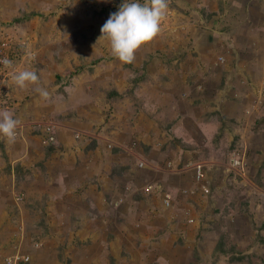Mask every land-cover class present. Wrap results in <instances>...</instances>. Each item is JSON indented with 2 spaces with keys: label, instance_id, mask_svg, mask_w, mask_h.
I'll return each mask as SVG.
<instances>
[{
  "label": "rangeland",
  "instance_id": "1",
  "mask_svg": "<svg viewBox=\"0 0 264 264\" xmlns=\"http://www.w3.org/2000/svg\"><path fill=\"white\" fill-rule=\"evenodd\" d=\"M121 2L0 0V264H264V0H167L130 64Z\"/></svg>",
  "mask_w": 264,
  "mask_h": 264
},
{
  "label": "clouds",
  "instance_id": "2",
  "mask_svg": "<svg viewBox=\"0 0 264 264\" xmlns=\"http://www.w3.org/2000/svg\"><path fill=\"white\" fill-rule=\"evenodd\" d=\"M168 7L167 0H122L118 9L109 14L103 23L98 38L106 39L110 44L112 54L125 64L135 59V51L150 41L160 30L161 21ZM0 64L9 66L7 58ZM39 77L35 71L23 70L13 75L14 84L23 89L28 84H36ZM36 91L44 98L49 93L43 88ZM20 121L10 112L0 113V136L9 142H14Z\"/></svg>",
  "mask_w": 264,
  "mask_h": 264
},
{
  "label": "built area",
  "instance_id": "3",
  "mask_svg": "<svg viewBox=\"0 0 264 264\" xmlns=\"http://www.w3.org/2000/svg\"><path fill=\"white\" fill-rule=\"evenodd\" d=\"M5 44L2 43L1 47H0V60H3L5 58H7L8 60L11 61V56L12 54L8 55L6 52H5V49L3 48ZM5 66L3 64H0V69ZM238 162V161H237ZM201 175L200 173V167L198 166L197 167V177H199Z\"/></svg>",
  "mask_w": 264,
  "mask_h": 264
}]
</instances>
